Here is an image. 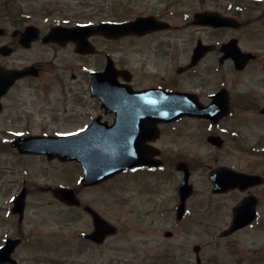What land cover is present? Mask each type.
Instances as JSON below:
<instances>
[{
  "label": "flooded vegetation",
  "instance_id": "flooded-vegetation-1",
  "mask_svg": "<svg viewBox=\"0 0 264 264\" xmlns=\"http://www.w3.org/2000/svg\"><path fill=\"white\" fill-rule=\"evenodd\" d=\"M9 1L13 11L0 36V74L33 70L0 94V154L8 155L3 162L23 164V173L31 171L26 164L36 162L42 173L52 164L67 163L81 171L79 162L68 160L72 155H103L108 164L121 159L123 171L103 184L123 185L125 212L146 218V227L152 230L157 225L180 228L195 211L193 200L200 191L205 199L202 208L212 217L220 214V225L230 226L234 210L242 203L247 210L253 208L255 219L250 225L264 221V36L245 41L241 34L253 21L264 22V0H76L72 7L81 9L77 14L84 12L85 17L67 15L46 25L32 24V13L19 10L18 0ZM226 19L231 23L220 25ZM29 26L37 29L28 30ZM57 26L110 31L108 36L79 31L86 47H78L72 38L44 42ZM47 48L53 50V58L67 59L63 64L69 76L80 75L77 91L62 85L61 75L45 73L36 52ZM235 62L243 64L239 68ZM93 73L101 75L98 95L91 91ZM56 84L60 99L51 101ZM180 93L193 95L199 116L156 122L166 116L165 107L186 104ZM88 128L86 141L71 148L55 144V139ZM190 128L207 154L200 185L193 177L196 158L186 150L175 153L167 148L168 140L182 138ZM30 141L43 143L28 147ZM63 157L66 160L61 161ZM184 171L189 190L184 186L180 190ZM171 178L170 193L164 194L162 180ZM23 186L27 196L23 183L19 190ZM53 187L45 189L52 193ZM73 192L78 205L57 201L86 215L88 226L77 234L80 237L90 233L94 224L85 212L91 205L79 198L76 188ZM180 193L185 199L183 215ZM24 206L21 217L13 213L12 204L8 207L9 221L16 222V229L8 234L3 230L0 236V246L8 239H19L14 258L33 239L21 227L27 217ZM5 219L0 217V225ZM162 232L165 239L176 236L166 228ZM79 239L86 247L102 246ZM159 254L148 264H170L167 254ZM171 259L184 260L180 253Z\"/></svg>",
  "mask_w": 264,
  "mask_h": 264
},
{
  "label": "rangeland",
  "instance_id": "rangeland-1",
  "mask_svg": "<svg viewBox=\"0 0 264 264\" xmlns=\"http://www.w3.org/2000/svg\"><path fill=\"white\" fill-rule=\"evenodd\" d=\"M3 1L10 3L9 0H0V3ZM60 1L62 5L69 4L70 7L76 2V0H18L16 5L19 9L32 13L30 20L34 25L55 23L67 15L85 17L84 12L77 14L81 10L78 7L65 9L66 7L57 4ZM9 10H0L1 24L6 22V16L12 12ZM241 34L245 41L259 39L264 36V22L258 25L253 21L251 26L241 31ZM52 52L53 50L49 48L37 49V58L45 65V73L61 75V84L71 86L73 91H77L76 87L80 86L77 85L80 75L76 73L75 76H69L63 64L67 59L64 56L53 58ZM258 70L260 69L254 71ZM52 88L51 101L54 98L60 99V86L56 84ZM68 103L71 104V101ZM184 134L180 139L168 140L167 148L175 153L186 150L188 155L196 158L192 161L195 169L193 177L194 180L198 179L200 185L204 170L203 158L207 154L191 128ZM7 158L8 155L0 154V170L4 174L0 175V217L6 218L0 225V236L3 230L8 234L9 231L16 229V222L9 221L8 207L11 206L15 192H18L23 183L27 187L25 200L27 217L22 221L21 227L24 234L33 235V239L29 244H23L17 251L19 257L15 259H20V264H148V261H153L160 255L159 253L167 254L170 264H196L192 251L196 245L201 248L199 251L201 264H264V221L238 231L228 238H220V232L227 226L219 224L220 214L212 217V212L202 208L205 199L201 191L193 200V204H197L194 207L195 211L180 228L157 225V228L152 230L146 227L148 225L146 218L127 215L124 202L126 190L119 182L84 189L76 182L81 174L76 164L67 163L62 166L52 164L46 172L41 173L37 171L38 164L31 162L26 164L31 171L23 173L21 172L23 164L16 165L17 163L10 162L7 164L2 161ZM167 181L162 180L164 194L170 193L169 185L172 178ZM54 185L76 188L77 193H80L79 198L84 203L98 210L108 222L117 227L116 235L109 237L99 249L83 246L77 234L87 228V217L80 211L59 204L51 191L45 189ZM199 189L201 190V187ZM164 228L175 231L176 236L173 240L163 238ZM179 253L183 255V261L176 262L175 259H171Z\"/></svg>",
  "mask_w": 264,
  "mask_h": 264
},
{
  "label": "water",
  "instance_id": "water-1",
  "mask_svg": "<svg viewBox=\"0 0 264 264\" xmlns=\"http://www.w3.org/2000/svg\"><path fill=\"white\" fill-rule=\"evenodd\" d=\"M226 21V20H225ZM230 21V20H229ZM229 21L226 22H221V23H226L228 24ZM69 32V31H68ZM68 32H61L60 30L54 31V33H52V35H65L64 33H68ZM11 77V80L14 79V77H16L17 73H10L9 74ZM98 78L93 77V84H96V80ZM188 97V96H187ZM194 109V106L189 103V105H186L182 108V110H178L176 112H169V114H167V116L165 118H161L160 120H168L170 118H175L176 116L179 115H190L192 114V110ZM88 131V130H87ZM85 132L80 133L78 135H72L68 138H62V141L59 143V146H63V147H68L70 148L71 146H73L74 143L78 142V141H83L85 140V138H82V135L85 134ZM78 160H81L83 162L84 165V178L82 179L83 185H91V184H96L98 182H102L104 180L107 179V177L111 176L112 174H114V172H117L115 170H109V169H100L99 167L95 166L93 167L90 163H89V158H87V156L84 157H79L76 158ZM55 193H57V195L63 199L66 200L68 203L70 204H75L76 205V200H74V197L72 196V193L69 190H58L55 191ZM24 191L21 192L20 196L17 197L14 201V205L17 207L16 211H18L21 215L22 213V209H23V201H24ZM244 210V209H241ZM91 214L92 211L89 210ZM244 213V211H241L235 218V222L233 223V225L231 227H229L227 229V231L222 233V236H228V234H231L232 232H234L235 230H237L239 227L245 226L247 225L252 219V214L246 216L245 214H241ZM94 215V219H95V223L98 226V230L95 233L90 234V238H92L93 240H95L97 243L101 242L102 239L109 235V233L113 232V228L110 227V225L105 224L103 221H99V219H97L96 215ZM112 228V229H110ZM16 244V242H8L6 246L2 247V249H0V264H15V261L10 259V254L13 251V247Z\"/></svg>",
  "mask_w": 264,
  "mask_h": 264
},
{
  "label": "snow or ice",
  "instance_id": "snow-or-ice-1",
  "mask_svg": "<svg viewBox=\"0 0 264 264\" xmlns=\"http://www.w3.org/2000/svg\"><path fill=\"white\" fill-rule=\"evenodd\" d=\"M68 135H71V133H69Z\"/></svg>",
  "mask_w": 264,
  "mask_h": 264
}]
</instances>
